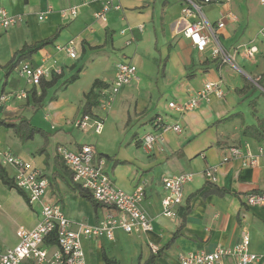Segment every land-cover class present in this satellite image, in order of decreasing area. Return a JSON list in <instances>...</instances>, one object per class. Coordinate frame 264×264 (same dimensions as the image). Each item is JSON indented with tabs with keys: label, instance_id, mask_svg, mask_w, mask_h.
Returning a JSON list of instances; mask_svg holds the SVG:
<instances>
[{
	"label": "crops",
	"instance_id": "0c3cea01",
	"mask_svg": "<svg viewBox=\"0 0 264 264\" xmlns=\"http://www.w3.org/2000/svg\"><path fill=\"white\" fill-rule=\"evenodd\" d=\"M118 1L121 11L96 20L100 0H0L8 14L22 15L19 25L0 34V96H12L0 102V121L17 124L24 119L42 131L23 142L12 129L1 126L0 154L9 152L29 162L48 181L41 202L33 205L0 181V250L16 245L18 228L29 230L37 224L43 203L58 204L73 223L94 225L106 217L109 209L95 207L79 195L55 152L57 146L72 152L91 146L96 158L104 161V172L115 187L127 194L143 188L141 207L151 219L152 231L116 229L111 241L85 239L86 264H105L104 258L117 264H144L151 256V246L161 250L155 264H180L181 255L231 248L244 235L249 238V252L264 255V208L248 207L244 202V195L264 192V157L258 156L264 142V7L259 0L206 4L192 0L215 28L233 66L212 58V43L199 52L182 36L183 0ZM71 7L76 8V17L63 15ZM40 15L42 20H38ZM221 22L224 26L218 29ZM57 31L52 44L10 69L23 46ZM69 44L76 52L74 59L64 50ZM247 47L257 49L254 59L244 57L242 51ZM119 62L133 64L136 79L120 89L109 109H101L98 103L91 109L90 114L102 122L99 134L79 130L76 123L82 117L84 95L95 80L110 84ZM23 63L48 70L43 77L46 81L59 75L39 104L31 95L33 90L39 94V86L28 85L18 73ZM77 69L78 79L66 84ZM207 83L216 86L208 101L194 110L177 113L167 108L171 101H186ZM20 92L26 98L15 96ZM158 117L181 130L162 133L146 149L142 137L160 133L155 124ZM247 127L258 129L262 138L245 133ZM231 147L242 152L248 149L257 156L256 165L244 167L240 159L227 158ZM211 168L216 169L215 182L204 175ZM4 170L12 180L14 169L6 166ZM181 174L192 177L183 186L182 203L170 207L175 217L164 216L162 180Z\"/></svg>",
	"mask_w": 264,
	"mask_h": 264
},
{
	"label": "built area",
	"instance_id": "2783aa9c",
	"mask_svg": "<svg viewBox=\"0 0 264 264\" xmlns=\"http://www.w3.org/2000/svg\"><path fill=\"white\" fill-rule=\"evenodd\" d=\"M101 10L94 14L96 20H105L111 11H121L118 0H100ZM181 22L184 27L182 36L190 41L191 45L199 52H203L207 45L212 43L211 56L223 64L234 66V60L219 44L215 28L208 24L203 17L200 5L192 0H183ZM202 3H210L212 0H200ZM264 7V0H259ZM71 17H76L75 7L65 9ZM42 20V15L38 17ZM22 15H10L0 7V34L19 25ZM224 24L218 23L216 27L222 28ZM264 36V26L261 28ZM67 55L74 59L76 52L69 44L64 49ZM243 55L247 59H254L257 49L247 47L243 49ZM42 66L33 68L23 63L18 68V73L30 86L38 87L40 79L46 77L48 72ZM136 79V67L128 62H119L115 67V75L112 82L100 88L98 92V107L109 109L119 93L120 89L129 85ZM216 85L207 83L203 89L196 92L186 101L167 104L169 110L177 113H185L194 110L202 101H208L209 94ZM218 95L220 94L216 91ZM17 98H26L24 92L17 93ZM12 96L1 95L0 102H5ZM160 133H149L142 137L143 146L150 149L162 133L173 131L180 132L177 124L169 125L158 117L155 120ZM81 131L91 130L99 134L102 130V122L91 114L82 116L76 123ZM56 155L61 159L71 174L73 184L87 190L92 198L102 206L109 209L106 217L94 225L71 222L58 204L43 203L40 207V219L32 229L18 228L15 235L17 243L14 247L0 250V264H86L82 241L85 239L106 238L113 240L116 229L125 233H147L152 231L151 219L141 207L143 200V188L138 187L132 194H127L115 187L104 172V161L96 158V152L91 146H84L77 152H72L64 146H57ZM258 156L264 157V142L258 147ZM227 158L240 159L244 167L256 165L257 156L248 149L242 152L237 147L227 149ZM0 165L10 166L14 169L13 184L26 197L27 203L33 205L40 203L48 190V181L32 165L9 152L0 154ZM215 168L208 169L205 177L215 182ZM190 174H181L162 180L165 195L161 200L162 215L175 217L176 213L170 210L171 206L182 203L183 186L191 180ZM244 202L248 207L264 208V192H251L244 195ZM152 252L158 249L151 246ZM227 259L232 264H264V255L249 252V238L244 235L241 242L231 248L218 247L211 252H190L179 257L180 264H224Z\"/></svg>",
	"mask_w": 264,
	"mask_h": 264
},
{
	"label": "trees",
	"instance_id": "16d2710c",
	"mask_svg": "<svg viewBox=\"0 0 264 264\" xmlns=\"http://www.w3.org/2000/svg\"><path fill=\"white\" fill-rule=\"evenodd\" d=\"M58 36V31L52 35L51 37L40 41L38 43L32 44V45H25L23 46V48L16 53V55L14 56V59L11 61L10 63V69H13L20 61L30 57L32 54L36 53L38 50H40L41 48H43L46 45H50L52 44L55 39ZM80 72V69H77L76 73L74 75H72L67 81L66 84L69 83H73L78 79V74ZM59 79V75H52L49 81H46L45 79L41 78L40 82H39V94L37 95L36 91L33 90L32 91V97H33V101L36 104H39L46 95V91L47 89L53 87L57 80ZM102 87H105V85L101 84L100 81H94L90 90L84 95V106H83V113L82 116L84 115H88L91 113V109L97 105L98 102V94L96 93V91ZM246 89V87H245ZM37 95V97H36ZM3 126L5 128L8 129H12L13 132L16 134L17 137H19L21 139V141L25 142L28 140L33 139V137L36 134H42V131L40 129L35 128L34 126H32L30 124L29 121L21 119L19 120V122L17 124H11V123H6L5 121H0V127ZM253 132L254 138H256L257 140H260L262 138L261 133L258 131V129H255L254 127H247L245 129V133H250L251 136ZM43 151H41L42 153ZM71 178V176H70ZM0 181L1 183L6 186L9 189H14L16 190L19 194H21L22 196H24V194L15 187V185L13 184V181L8 177L6 171L4 170V167H2L0 165ZM78 192L79 195L82 196L83 198H85L86 200H88L89 202H91V204L95 207L100 206L101 204L98 203L97 201H95L91 194L85 190L82 189L79 186H76L75 188ZM195 195V194H194ZM188 210V207H186L184 209L183 214H181V216L183 217L182 219V223H184V215L185 212ZM177 236V233H175V235L173 236L172 240H174ZM161 253V250H157L155 253H151V256L149 257V259L144 263V264H155V258L157 256H159ZM105 264H117L115 261H111L107 258H104Z\"/></svg>",
	"mask_w": 264,
	"mask_h": 264
},
{
	"label": "water",
	"instance_id": "95a60500",
	"mask_svg": "<svg viewBox=\"0 0 264 264\" xmlns=\"http://www.w3.org/2000/svg\"><path fill=\"white\" fill-rule=\"evenodd\" d=\"M0 110H1V107H0Z\"/></svg>",
	"mask_w": 264,
	"mask_h": 264
}]
</instances>
